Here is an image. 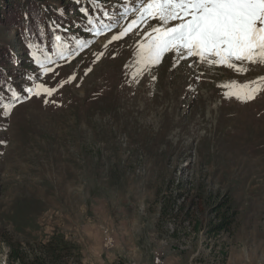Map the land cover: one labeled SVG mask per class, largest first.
Instances as JSON below:
<instances>
[{"label": "rangeland", "instance_id": "obj_1", "mask_svg": "<svg viewBox=\"0 0 264 264\" xmlns=\"http://www.w3.org/2000/svg\"><path fill=\"white\" fill-rule=\"evenodd\" d=\"M35 2L39 34L0 22V264H264V62L144 68L158 21L112 37L147 0Z\"/></svg>", "mask_w": 264, "mask_h": 264}, {"label": "snow or ice", "instance_id": "obj_2", "mask_svg": "<svg viewBox=\"0 0 264 264\" xmlns=\"http://www.w3.org/2000/svg\"><path fill=\"white\" fill-rule=\"evenodd\" d=\"M150 20L158 21V26L151 27L137 52V63L144 68L159 65L166 53L237 70L235 62H264V0H147L138 9L137 18L112 39L120 40L140 25L148 26ZM173 21L176 23L168 26ZM228 87L229 98L245 102L259 91L248 85ZM40 89L49 96L53 94V89L44 85L28 88L27 92L39 96ZM13 95L19 99L16 93ZM13 107L7 106L8 114Z\"/></svg>", "mask_w": 264, "mask_h": 264}, {"label": "trees", "instance_id": "obj_3", "mask_svg": "<svg viewBox=\"0 0 264 264\" xmlns=\"http://www.w3.org/2000/svg\"><path fill=\"white\" fill-rule=\"evenodd\" d=\"M43 11L44 7L39 2H35V0H0V16H3V18H0V22L7 25H13L21 29L26 27L27 32L29 34H33L34 36L39 34V32L36 31L39 21L42 20L47 22L46 18L43 20ZM59 21H61L63 25H66V22L62 21V19ZM47 27L49 31V27L51 26ZM38 40H40V38H38ZM4 49L5 46L0 44V57L1 53L4 52ZM228 222L229 216L225 214L221 224L216 226L215 229L226 230L228 228ZM59 247L60 246L58 245L57 247L52 248L51 243L45 244V246H43L44 253H46L47 258L53 257V260L55 261L47 263V259L37 257L36 262L38 264H54V262L59 261L55 251L59 253H62V251L69 253L70 251L68 246H63L61 250ZM15 260L21 264H26V260L24 257L20 256V254L15 256Z\"/></svg>", "mask_w": 264, "mask_h": 264}]
</instances>
